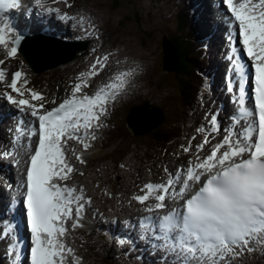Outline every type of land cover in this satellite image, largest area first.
<instances>
[{
    "label": "snow or ice",
    "instance_id": "1",
    "mask_svg": "<svg viewBox=\"0 0 264 264\" xmlns=\"http://www.w3.org/2000/svg\"><path fill=\"white\" fill-rule=\"evenodd\" d=\"M222 3L238 23L243 51L254 61L258 126L248 127L242 137L237 134L234 140L225 136L203 160L198 155L203 150V144L196 145V163L186 169H178L166 183L147 184V194L135 197L140 203H145L150 196H154L158 202L147 208L150 214L159 209H168L162 215L157 212L138 222V226L144 229L142 238H147L157 250H163L165 264H231L229 258L264 251V0H259L258 4L252 0H239L238 3L236 0H222ZM35 4L44 8L43 0H35ZM21 6L22 0H0V45L8 49L7 55L10 57H16L21 51L25 33L17 28L13 17L5 13ZM257 7L262 10L255 11ZM45 11L51 14L59 12V9L47 8ZM60 19L75 18L65 13ZM80 20L83 21L84 17ZM90 26L95 28L94 25ZM231 51L235 72L240 77L237 86L239 104L244 105L245 65L237 48L232 47ZM101 59L107 61L109 57H98L91 66L89 76L98 75L102 67H106L100 66ZM3 63L0 60V65ZM131 75V72L120 73L115 77L118 83H109L94 95H88L84 89L91 85L84 79L85 74L81 73L69 98L50 110L44 108L45 98L36 91L28 90L31 100L17 99L12 92L5 94L9 104L19 110L29 109L28 114L38 121L32 131V135L38 132V146L30 157L23 201L31 232V264H66L65 252H73L59 237L68 231L65 222L73 218L74 210L76 215L72 227L83 226L80 220L91 198L84 196L83 189L78 192L74 186L52 181L71 178L74 168L68 162V141L79 142L85 150L91 146L89 140L96 139V135L95 131L89 130L104 127L102 118L108 114V104L115 102L127 86L126 78ZM22 76L24 73L16 71L8 85L21 97L25 95L18 86ZM4 79V70L0 68V81ZM228 87L230 91L233 90L231 83ZM242 112L247 116L254 114L244 109ZM212 125L213 131L219 130L215 116ZM81 129H84L83 134ZM254 133H258L255 141ZM204 143H208V140L205 139ZM182 148L191 151L190 146ZM221 149L225 150L221 152ZM69 150L76 155L74 149ZM76 159L81 164L86 163L82 154L76 155ZM166 199L181 200L183 203L169 206L165 204ZM12 231H16L15 226ZM14 239L18 240V237ZM12 248L15 251V244Z\"/></svg>",
    "mask_w": 264,
    "mask_h": 264
},
{
    "label": "bare ground",
    "instance_id": "2",
    "mask_svg": "<svg viewBox=\"0 0 264 264\" xmlns=\"http://www.w3.org/2000/svg\"><path fill=\"white\" fill-rule=\"evenodd\" d=\"M215 1L216 0H199L197 1L196 6L194 8V17L196 20L195 25L197 27V31L199 32V34H201V30H202L203 34L207 36V39H206L207 43L211 44L212 48L215 51V56H216L215 61H214V64L210 67V70L217 72V74L212 79L211 85L213 87V90L207 89L206 94L201 91L198 99L196 100V104L198 106L203 107L208 103L209 107L206 109L202 107L196 108L198 110L193 114V117L191 118L192 119L190 122L191 125L189 126L190 130L187 132V137H186V138L192 137V139L194 138L192 142H195V143L191 145L192 149L196 148V145L198 144H203V147L206 148V149L203 148L204 150H206V153L209 150L215 148L216 143H221L224 137L222 133L219 134V132L216 133L215 131H213V125H212L213 116L217 118L219 125H223V127H226L228 125L227 111H225L227 109L228 104H227V98L224 94L223 82L220 77L221 68L223 64L219 56V53L221 52L220 38H222L223 32L225 31L222 25H226L227 21L226 20L222 21L221 19H218V12H217V7L215 6ZM44 2L45 4H51L52 2H54L56 3L57 6H59L60 9H63V10L68 8V5L61 3V0H44ZM252 2L254 1L252 0ZM219 5H221V3L217 2V6ZM80 6L85 7L84 5H80ZM23 10L24 11L21 13L30 17V18H27L25 22L21 19V24H22L21 31L25 33V37H30L32 36V34H35L36 36H47L55 44H58V45L63 44L64 42L63 32H62L61 42H59V40H57L55 36L52 37L49 34L43 32L45 29L52 30L54 29L53 27L59 28V21L56 19L54 15H52L51 18L54 20L55 24L51 25L47 21L48 18L45 17V15H43V14H47V13H44V8H40L35 5L33 8L32 7L24 8ZM85 11L87 12V17L89 19V22L95 26V28L94 29L92 28L90 33L87 35V40L90 41V46L88 48V51L86 52L79 51L78 55L73 59V61L60 65L62 67V70L68 73L67 76L70 77L71 81L74 83L79 82L80 74L84 73L85 74L84 79H86V81L90 83L91 85L90 87H87L84 89V93L88 92L90 94H95V92L99 90L101 87H103L104 85H107L109 83H118L115 77L119 75L120 73L131 72L132 75L126 78L128 80L127 86L119 93L117 97L121 101L120 105L123 108V112L126 113L127 109L133 106H137L140 103L147 102V101H153L154 103L159 105V107L160 105L168 106V104L166 105L164 104L169 101V96L164 101V99L162 100L163 93L156 94L153 89V86L154 88L158 87V85L156 84L157 79L156 77H154L152 71L148 73L149 64L147 62V59H142L140 57H137L136 59L134 58V55H132L133 53L132 54L127 53L125 47H123L125 46V43L122 42V38H119L117 41L112 40V43L110 41H106L107 36H111L112 32L105 31L103 24L102 25L97 24L98 17L94 14L92 9H87L86 7ZM173 12L174 11H172V13ZM5 14L11 15L13 19H15L13 14H8L7 12ZM46 16H49V14H47ZM79 18H81V16H79ZM143 20L144 18L141 17L140 21H143ZM78 25L80 26L81 29H85V27L83 26L84 24L81 20H80V24ZM32 26L35 29L32 30L28 28ZM62 27L65 28V24H63ZM157 29L161 30L160 27L151 28L153 33H155ZM167 29H172V28H167ZM229 30L232 31L231 26H229ZM64 32L66 34L65 39L71 38L69 31L64 29ZM52 33L53 35L54 33L58 34L59 29H56L55 32L52 30ZM101 35L102 37H100ZM169 36H172V35H169ZM151 37L152 38L149 40H156L154 35L151 34ZM140 43L144 44V46L146 47L148 46L147 44H149L148 42L146 43L140 42ZM106 45L109 49L105 48ZM2 46H0V52H3V54L0 56V60H4L6 63H9L10 61L8 59L9 56L7 55V51L3 48L4 46L3 47ZM144 54H147V52L144 51ZM85 55L89 56V57L87 56L88 57V59L86 60L87 63L91 62L92 58H94L93 59L94 63H96V60L98 57L103 58L104 56H108L109 59L107 61H104L103 59H101L100 66L106 65V67H102V70L99 72L98 75L89 76L88 73L91 71V66L87 67L86 65H83L82 63H81L82 65L78 64L77 67H72L75 69V72H76L74 75L70 71L69 67H71L73 63H77L81 61L82 57ZM151 60H153V55H151L149 62ZM12 61H14V59ZM123 62H126V63H123ZM142 62L145 64V66ZM66 65H68L69 67L67 68ZM153 68L154 70L157 69L156 62L154 63ZM6 78L9 79V75H7ZM198 80L199 82H201L200 76H198ZM140 81L146 84L145 92H148L147 96L145 95L139 96L138 94L142 86V83ZM159 84L162 87V89L165 90V86L162 85L161 83ZM60 91L63 92V89L60 88ZM71 93H72V90H70L67 93H62V94L60 93L59 95L60 98L58 102H62L64 99L69 98ZM219 95L220 97H218ZM163 98H164V95H163ZM109 104H108V107H109ZM221 107H222V110H220ZM28 113L29 112L25 110H19L16 106L9 104L7 100L5 99V94L4 96L0 97V149H1L0 151H5L6 153L9 154L7 156L3 154L2 157L0 155V159L3 160L2 163L8 164L5 167H3V170H5L8 173L11 172V167L16 165L15 161H18V157L21 158V160L18 161L20 168H22L24 165L28 147L20 146L18 148V150L20 151V155H19L17 153V146L14 147V143L12 140L13 138L15 139L17 137L16 134L19 133V131L22 130V128L30 124L29 122L31 121L32 118L30 114ZM190 115H192V113ZM107 117H109V113L104 118H107ZM162 119H164L167 123H170V121L168 120V115L165 116V115L158 114L157 121L160 122ZM160 123H162V121ZM200 129H204V130L200 131ZM90 131H95L96 137L98 135H101V137L103 138L104 147L111 143V141L106 140L105 134L108 131V128L106 125H104V127L102 128L93 129ZM229 132L233 138L234 137L233 131L231 130ZM113 133H114V138L118 136L119 134H122L121 131H117ZM152 134L153 133H150L146 138L143 137V139H141V137L139 136L131 135L133 138L130 144L136 143L138 144L137 147H140L143 144L144 140L149 139V137ZM206 134L209 136L211 141H209L206 145H204L203 138L205 137ZM21 139H24V137H22ZM234 139L235 137L233 138V140ZM89 143L91 145L89 148H91V147H94L93 145H95L97 142H93V140H89ZM188 144H189V140L187 139L185 141V145H188ZM69 149H74L76 155L82 154V156H84L85 149L83 148L82 144H80L79 142L75 140L68 141V144L66 146V152H67V157H69L70 159V161L68 159V162L74 168V175L67 181H63V180H60V181L67 182L71 186L76 187L78 192L80 191V189H83L84 196L91 198V203L86 204L83 218L80 220V223L83 225V227H81L82 229H80L79 227L73 228L72 226H73L74 220L71 221L70 218L68 219L69 231L67 233L68 234L67 243L73 250H75L76 254L73 257L78 258L77 249L78 247H80V243H81L80 238H83L86 236L89 242L90 241L95 242V243L102 242V245H105L108 252H113V253L115 252L116 256H114L115 257L114 259L116 262H118V264H122V263L123 264H155L156 261L150 259L147 254L142 253L143 247H145L146 245H149L150 242L147 238L141 237V234H140L141 232L138 228L135 230L134 233L137 236H139L138 243L143 244L142 249L140 248L139 250L141 251L140 262L135 256L138 252V247L136 245H132L129 248H125L124 250L118 253L116 251L115 245L112 244L114 246L113 248V246L109 244L112 241L113 236L118 242L117 236L118 235L121 236L122 234V230L121 228H119V225H120L119 220L114 222V219L119 218L118 213H117L119 212V210H124V211L128 210L132 213L130 217L133 216L131 221L136 223L137 217H139L140 213L145 214V212H148L147 208L151 207V204L157 202L154 196H150V199L146 201L145 203L139 204L137 202V199H135V197L138 194L146 193L145 186L149 183H153V184L166 183L170 179V176L172 175L171 173L176 172L180 168L186 169L190 164H194L197 158H195L193 155L184 156L183 157L184 164H181V165H178V163L175 162V160L177 161V158H174V157L170 159L169 161H166L168 173L166 172L165 175H163V178L159 180L150 179L148 176H146V172L141 164L144 162L147 164L148 161L146 162L145 159L141 160V164H139V166L136 165L133 172L129 174V179H130L129 185L127 184L126 181H125L126 185H122V186L119 185L120 189L118 191H115V193L117 192L116 197H114L115 200L111 202L110 204H108L109 200H107L103 194V192L104 193L107 192V189H108L107 184L105 183L106 181L102 179L100 176H98L97 188L100 189V191L98 189H95L94 188L95 185L93 182H92L93 184L90 183L89 182L90 180L88 181L86 177H82L79 173H77V169L78 167H80V162L79 160L76 159V155H73L72 151H70ZM138 149H134V150L137 151V153H139ZM131 155H128L127 158ZM137 156L140 157V154H137ZM104 157L106 158L108 157L109 159L110 157H112L113 158L112 163H115V162L124 163L125 162L123 158L115 157L114 155H109V153H107L102 156L103 158L102 162L97 167H101V164H103L106 161L110 162L107 159L105 160ZM142 157L143 156H141L140 159H142ZM188 157H191V158L188 159ZM83 159L86 161L84 165L86 169H88V171L93 172V170L97 168V167H94L90 169L91 162L90 163L87 162V159L85 157H83ZM186 160H188V162H186ZM123 167L125 168L123 169L125 172H129V169L132 167V164H131V167H129V164H124ZM125 175L127 174L125 173ZM13 178L14 180H16V182H19L21 179L20 175H16V174H14ZM13 185L19 189V186L16 183ZM90 186H92L94 190H92ZM134 186H136V188H134ZM177 188H178V185H177ZM97 199H98V203H96ZM168 200L173 202V200L171 199H168ZM122 215L126 216L127 214L125 212ZM93 217H94V220H93ZM26 221H27V217H26ZM91 223L92 224L94 223L93 228H91L90 226ZM89 227L90 229H88ZM89 233L93 234L94 236L93 237L89 236ZM102 245H98V249L102 248L104 250V246ZM148 247L150 249L149 255L153 256L154 259H156L157 257H163L158 254V251H155L156 248L154 246L149 245ZM80 249H82V244H81ZM97 251L98 250L96 249V253ZM262 254L264 256V251H262ZM74 262L76 264H87V261H85V259L83 260V262L80 259L79 261L73 260V264ZM163 263H165V260L161 259L159 260V263L157 264H163ZM252 264H258V263L252 261Z\"/></svg>",
    "mask_w": 264,
    "mask_h": 264
},
{
    "label": "rangeland",
    "instance_id": "3",
    "mask_svg": "<svg viewBox=\"0 0 264 264\" xmlns=\"http://www.w3.org/2000/svg\"><path fill=\"white\" fill-rule=\"evenodd\" d=\"M64 1L66 3V0H64ZM77 1H78L77 2L78 5L79 4L84 5L85 7H87V9H92L94 14L98 17L97 24H99V25L103 24L105 31L112 32L111 36H107L106 41H110L112 43V40L117 41L119 38H122V42L125 43V46H123V47H125L127 53H129V54L133 53L132 55H134V58H136V59H137V57H140L142 59H147V62L149 64L148 73H150L152 71L154 77H160V76L164 77L160 80H157L156 84L158 85V87L154 88V86H153V89H154L156 94H162L163 93L162 94V100L164 99V101H165L168 96H169V100H170V94L168 93V91L163 90L159 84V83H161L164 86L166 84L165 83L166 72H164L162 70L163 69L162 64H163L164 51L162 50L163 46L161 43V39H162L163 35H174L177 32L178 19L176 18V13L178 10L177 8L180 7V5H181V4H177V2L179 0H77ZM172 11H175V14H173L169 17L168 15H170L172 13ZM141 17L144 18L143 21H140ZM105 20H106V22H105ZM152 27H160L161 30L157 29V31L155 33H153V31L151 30ZM167 28H172V29H167ZM150 32L152 35L155 36L156 40H149L152 38ZM100 37H102V35ZM140 42H145V43L148 42L150 45L147 44L148 46L146 47V46H144V44H142ZM138 49L140 52L138 51ZM136 50H137V52H136ZM144 51H146L148 55L144 54ZM157 51H159V53ZM155 52H157V53H155ZM41 53H42V51H41ZM151 55H153V60H151L149 62ZM87 56L88 55L83 56L81 61H79L77 63H73V65L71 67L68 66L69 64L66 65L67 68L69 67L70 71L75 75V73H76L75 69L72 67H77L78 64H81V63L83 65H86L87 67L95 64L93 62L94 58H92L91 62L87 63L86 60L89 57V56L88 57ZM9 61H10L9 63H6L5 61L3 63L4 69L6 70L5 71L6 73L8 70V66L14 65L13 63H11L10 59H9ZM13 62L16 63V65H18V67L20 68L19 70H22V73H24L23 83H25V81H26V83L31 82L33 85H35V83L36 84L39 83V81L41 79H45V77H46V75H45V76L40 77V78L38 77L35 80H30V79H32L33 76L31 75L30 70L24 64V61L17 58ZM155 62L157 64V70L159 69V67L162 68L160 70V75H159V73L155 72L156 70H154V68H153V65ZM144 66H145V64H144ZM14 68H15V66L13 68H11V70ZM16 68H17V66H16ZM16 70L17 69L12 70L10 72V74H12V76H14V71H16ZM54 71H55L53 73L54 76H52V77L54 79H56L57 77H60V81H61V84L58 85V88L60 89V87H62L64 93H67L70 90H72V88L74 86V82H72L70 77L67 76L68 73L66 71H63L60 66L55 68ZM167 80L171 84V87H172V95H171L172 100H176L179 97V94H178V91L175 89L176 87L174 85L173 75L167 74ZM140 82L142 83V81H140ZM9 84L6 83L5 80L0 81V87H1L0 88V95L2 93H4L5 88ZM53 85H54V81L50 87H43L40 89L41 92H38V93L42 94L45 99H47L50 96H53V101H56V99L59 97L60 93L62 94V91L59 92L58 88H57V90L52 91ZM145 87H146V84L142 83V86H141L140 91L138 93L139 96H142V95L147 96L148 95V92H145ZM163 95H164V98H163ZM178 100L179 99H177V101ZM147 102H149L155 106H159L156 103H154L153 101H147ZM144 103H146V102H142V104H144ZM168 103L170 104V102L168 101L164 105H166ZM176 104H178V102L175 103L174 111L169 109L168 107L164 106L167 110H169L166 113L167 114L170 113L168 115V120L170 122L171 121L175 122L177 119H180V118L186 119V117H187L186 116L187 114H185L180 109L181 106H178V105L176 106ZM160 107H162V106L160 105ZM164 107H162V108L166 111V109ZM149 110L151 111L150 107H149ZM136 112L141 113L140 117H142L144 127L148 126L149 123L145 120V118H147V111L144 108H138L137 110H135V113ZM108 113H109V117L103 119V124L106 125L108 128V131L105 134L106 140L111 141V143L104 147L103 146L104 143L103 142L101 143V141H103V138L101 137V135H98V139L100 141L99 145L95 149H87V151H85L83 157H85L87 160L90 157L91 158L90 162L92 159H94L93 167H91L90 169L99 166L100 163L102 162V159H103L102 156L107 154V153H109V155H114L115 157H121L125 160V162L124 163L123 162L112 163V161H113L112 157H110V159L108 157L107 158L104 157L105 160L107 159L111 163L106 161L103 164H101V167L95 168L93 170V172L88 171V169H86L84 163L83 164L80 163V167H78V169H77V173H79V174L83 173V175L80 174L82 177H86V179L88 181L90 180L89 181L90 183H92V182L94 183L95 189H98L97 188L98 176H100L102 179H104L106 181V182L105 181L104 182L107 184L108 189H107V192H105V193L103 192V194H104V197L107 200H109L108 204H110L111 202H113L115 200L114 197H116V195H117V192L115 193V191H118L120 189L119 185H121V186L126 185L125 181L129 185V183H130L129 174L133 172L136 165L139 166V164H141V160L145 159L146 162L148 161L147 164L145 162H144L145 164L144 163L141 164L142 167L144 168L145 172H146V176H148L150 179L159 180V179H162L163 175H165V173L168 171L166 161H169L170 159H172L174 157V158H177V161L175 160V162L178 163V165H181L182 163H184V158H183L184 156H187V155L192 156L193 155L195 158H197V149L196 148L192 149V146H191L195 143V142H192V140H193L192 137H189V138L183 137L182 139L179 138V139H177V142L175 144H172L167 149L163 148L161 146V144L154 142L151 139L152 135L149 137V139L144 140L143 144L140 147H137L138 144H136V143L130 144V142L132 141V138H133L132 136L128 135V136L120 139L121 137H123L122 132H121L122 134H119L118 136H116L114 138L113 132L128 131L124 127L125 120H126V118L124 117L125 112H123V108L121 105L110 104V108L108 109ZM194 113L195 112L192 113L188 123L184 125L185 130L184 129L183 130L185 131V133H186V129H187V132L190 130V127H189L191 125L190 121L192 120L191 118L193 117ZM156 118H157V116H156ZM156 118H155V120H156ZM162 124L163 123L159 124L158 126H161ZM151 132L152 131H150L147 134H141V135H135V136H139V137H141V139H143V137L146 138ZM159 137L161 140H163V138H164L162 134ZM187 139L189 140V144L185 145V141ZM182 146H185V147L190 146L191 151H184V148H182ZM130 149H132V150H130ZM134 149H138L139 153H137V151H135ZM131 154H133V155H131ZM137 154H140V157L143 156L142 159H140V157L137 156ZM128 155H131V156H129L127 158ZM190 158L191 157H188V159H190ZM20 160H21V158L18 157V161H20ZM186 162H188V160H186ZM124 164H129V167H131V164H132V167L129 169V172H125L123 170V169H125L123 167ZM125 173L127 175H125ZM114 185H115V187H114ZM112 186H113V188H112ZM90 188L92 190H94V188L92 186H90ZM134 188H136V186H134ZM98 190L100 191V189H98ZM112 198H114V199H112ZM96 203H98V199L96 200ZM93 220H94V217H93ZM89 236L93 237L94 235L89 233ZM83 238H80V240H81L80 247H78V249H77L78 250V254H77L78 258L72 257L73 260L79 261V259H80L83 262V260L85 259V261H87V264H118V262H116L114 259L115 258L114 256H116L115 252L114 253L108 252L105 245H102V242H100V243H95L92 241L89 242L88 238L86 236ZM67 240H68V236H67ZM81 244H82V249H80ZM109 244L111 246H113L112 242H110ZM98 245L104 246V250L102 248L98 249ZM113 248H114V246H113ZM96 249L98 250L97 253H96ZM116 250H117V248H116ZM75 254L76 253L74 252L73 256ZM252 261L256 262L258 264H264V256L262 254V251H257L255 254H251V252H248L244 256L238 257L236 264H250ZM72 264H73V262H72ZM74 264H76V263L74 262Z\"/></svg>",
    "mask_w": 264,
    "mask_h": 264
},
{
    "label": "clouds",
    "instance_id": "4",
    "mask_svg": "<svg viewBox=\"0 0 264 264\" xmlns=\"http://www.w3.org/2000/svg\"><path fill=\"white\" fill-rule=\"evenodd\" d=\"M77 0H66V3H65V1L64 0H61V3H63V4H67L68 5V9L69 10H77V8L80 6V5H78L77 4ZM189 2V5H192V3L190 2V1H188ZM177 4H181L180 5V7H178V9H180L182 12H180L179 14H178V16H177V19H178V28H177V32H176V34H174V35H172V36H169V35H163V37H162V39H161V43H162V50L164 51V55H163V64H162V67H163V69L162 68H160L159 67V69L157 70L156 69V72L157 73H159V75H160V70L162 69V70H164L165 72H166V80H165V89H167V90H172V87H171V84L168 82V80H167V74H172L173 75V79H174V85H175V89L178 91V94H180L179 95V97H178V101L180 102V99H181V97H183L184 96V90L182 89L181 90V88H180V82H179V76H178V69H176L177 68V66H178V60H179V56H178V48L175 46V44H174V42H173V37L174 36H176V35H178L180 32L182 33V34H186L184 31H190V34H192V35H196V33H197V30H193L194 28V26H192V24H194L193 23V21H194V18L192 17V18H190L189 17V12L188 13H185V8H184V5H185V3H183L182 2V0H179L178 2H177ZM56 5V4H55ZM81 7V6H80ZM189 9H191L192 10V7H189ZM79 11H82V12H85L86 14H87V12L85 11V7H82ZM171 15V14H170ZM182 18L184 19V21L186 22V24H188V25H186V26H182ZM73 21H74V19H73ZM25 22V21H24ZM227 28V30L229 29L228 27H226ZM225 32H226V29H225ZM220 38V37H219ZM159 39V38H158ZM206 39H207V36H206ZM165 40H167V41H170L171 42V44L173 45V47L176 49V53H177V55H176V66H175V68L173 69V70H167L166 68H165V48H164V43H165ZM157 42V41H156ZM72 49V46L70 47V50ZM158 53H159V51H158ZM22 55V54H21ZM24 59H26V56L25 55H22V57L20 58V60H24ZM10 60H11V63H14L13 61H12V58L10 57ZM28 64H29V62H28ZM29 65H31V64H29ZM194 65V64H193ZM193 71H194V69H193ZM170 72V73H169ZM195 74V76H196V79H197V85H198V90H199V88L201 87V85H202V82L204 81V77H201L200 75H197L196 73H194ZM193 76V75H192ZM198 76H200V78H201V82H199V80H198ZM162 78H164L163 76H160V77H156V79L157 80H160V79H162ZM201 92V91H200ZM170 101V100H169ZM172 102H173V100H172ZM177 102V101H176ZM181 103V102H180ZM146 105H149V107H150V109H151V111L153 112V111H156L159 115H169V114H167L166 112L167 111H169V110H167L164 106H162V107H164L165 109H166V111L162 108V107H159V106H155V105H153V104H151V103H149V102H146V103H144V104H142L141 103V105H137V107H134L133 109H127V111H126V113H125V115H124V117L126 118V120H125V124H124V127L128 130V131H121L122 133H123V137L122 138H124V137H126L128 134H129V136H131V135H133V136H135V135H141V134H147V133H149L150 131H152L151 133H153L152 134V136L154 135V128L153 129H151L150 131H148V132H145V133H137L136 132V130H135V128H133L131 125H130V122H129V120H130V115H131V117L133 116V113L135 114V117H136V119H137V121H139V123L140 124H142L143 126H144V124H143V120H142V117H140V112H136L135 113V110H137L138 108H143L144 106H146ZM147 118H149L148 116H147ZM147 118H145V120L147 121ZM186 119L188 120V117H186ZM163 122H164V120H163ZM162 122V123H163ZM172 122V121H171ZM179 122H181V121H178V119L174 122L173 121V123L175 124V126H178V128L181 126V125H179ZM157 127H159V126H157ZM156 128V127H155ZM184 134H185V131H184ZM151 139H152V137H151ZM154 141V140H153ZM172 144H174V143H172ZM172 144H167L166 146H164L165 148H169ZM9 182H10V184L12 185V183L13 182H15L14 181V178H13V181H10L9 180ZM1 257V256H0ZM1 261V260H0ZM8 263H9V261H8ZM10 264V263H9Z\"/></svg>",
    "mask_w": 264,
    "mask_h": 264
},
{
    "label": "trees",
    "instance_id": "5",
    "mask_svg": "<svg viewBox=\"0 0 264 264\" xmlns=\"http://www.w3.org/2000/svg\"><path fill=\"white\" fill-rule=\"evenodd\" d=\"M186 22L182 18V26H186ZM173 42L178 48V76L180 82L181 90H184V97H181L179 104L185 106V109L190 105L192 98L198 88L197 79L193 72V69H196V65H193V60L190 58V53L193 49L190 46L189 36L187 34H182L181 32L173 37ZM193 75V76H192ZM184 108V107H183ZM184 109V111H185ZM184 127L178 128L173 122L167 123L166 121L159 127L154 130V135L152 140L156 143H160L163 146H166L168 143L172 144L181 138L184 135ZM163 135V140L160 139V135Z\"/></svg>",
    "mask_w": 264,
    "mask_h": 264
},
{
    "label": "water",
    "instance_id": "6",
    "mask_svg": "<svg viewBox=\"0 0 264 264\" xmlns=\"http://www.w3.org/2000/svg\"><path fill=\"white\" fill-rule=\"evenodd\" d=\"M164 48H165V68L167 70H173L176 66V49L173 47V45L171 44L170 41H167L165 40V43H164ZM23 52L25 53V56L27 57V59L29 60V62L32 64V66H34L36 68V70L38 72L42 71V70H46L50 67H53V66H41L42 64H45L44 61H43V56L40 58L39 56H35V54H31L29 52H26L25 50H23ZM44 58L46 60H48V58H50V52H47L45 55H44ZM69 60V59H68ZM67 59L64 60V62H67L68 61ZM56 64H59L56 63ZM45 67V68H44ZM146 111H147V116L149 117L147 122L149 123L148 126H143L142 124L139 123V121H137L136 117H135V114L133 113V116L131 117L130 115V125L135 128L136 132L137 133H145V132H148L150 131L151 129L157 127L159 124H161L160 122L164 119H162L160 122L157 121V118L156 116H158V113L156 111H150L149 110V105H146L143 107ZM163 115V114H162ZM156 118V120H155Z\"/></svg>",
    "mask_w": 264,
    "mask_h": 264
}]
</instances>
